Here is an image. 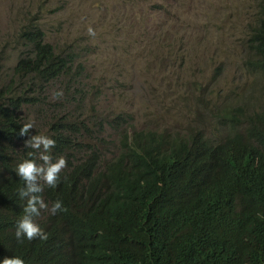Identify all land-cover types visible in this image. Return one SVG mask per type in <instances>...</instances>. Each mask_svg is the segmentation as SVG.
Segmentation results:
<instances>
[{
    "label": "trees",
    "instance_id": "1",
    "mask_svg": "<svg viewBox=\"0 0 264 264\" xmlns=\"http://www.w3.org/2000/svg\"><path fill=\"white\" fill-rule=\"evenodd\" d=\"M198 1L203 2L195 7L193 19L200 18L198 7L208 2L207 28L212 33L225 31L213 4ZM249 3L254 11L244 33L246 62L264 78V0ZM163 6L158 1L150 8ZM62 7L33 12L14 34L3 38L1 51H7V57L0 59V261L18 256L24 264H264V103L249 109L245 103L231 105L232 100L225 99L219 125L208 129L191 118L207 114L200 108L193 113L192 83L191 96L177 95L188 113L182 116V130L161 126L160 113L135 126L128 113L133 104L121 100L111 115L92 104L85 116L86 101L98 98L87 95V90L99 91L86 86L93 71L87 60L100 45L90 46L91 36L86 39L81 33L60 47L47 41L39 19L50 32L44 17ZM164 19L167 22L165 15ZM165 22H145L149 37L141 42L127 40L134 47V64L147 65L142 53L149 48L156 50V71L174 66L178 59L198 56L201 29L187 31L191 41L186 55L179 49L182 34L171 33ZM143 70L152 72L149 67ZM160 81L169 85L164 77ZM57 91L63 92L66 104L75 103V111L29 120L30 112L46 115L58 109ZM166 98L164 92L157 98L162 107ZM22 108L30 110L25 114ZM29 122L33 128L20 136L19 129ZM143 134L171 141L165 148L142 146ZM34 135L55 140L48 153L53 162L66 159L57 186L44 185L39 194L48 209L59 200L64 210L53 215L41 209L33 220L48 238L21 242L15 232L24 215L26 200L19 191L25 184L15 169L28 159L43 163L39 159L43 149L25 145ZM107 153L120 156L111 162L114 170L104 178L91 174L90 164ZM117 184L124 187L117 189Z\"/></svg>",
    "mask_w": 264,
    "mask_h": 264
},
{
    "label": "rangeland",
    "instance_id": "2",
    "mask_svg": "<svg viewBox=\"0 0 264 264\" xmlns=\"http://www.w3.org/2000/svg\"><path fill=\"white\" fill-rule=\"evenodd\" d=\"M158 1L164 3L162 9L150 8L152 3ZM186 2L187 0H0V59L5 60L7 57V51H1L3 38L14 34L17 26L26 22L27 16L63 5L59 11L47 13L44 17L50 32H47L48 28L46 23L43 25L41 17L39 19L46 31V40L60 47L63 43L70 42L79 32L89 37L88 28L91 27L96 34L91 36L89 45H100L87 60V67L93 68V71L86 86L98 87L99 91L87 90V95L96 94L98 98L86 101L85 116L91 113L89 107L92 104L99 112L111 114L117 101H127L129 94H132L133 109L128 113L134 117L135 126H141L160 113L163 120L161 126L166 124L182 130L185 125L182 116L188 113L182 109L183 100H179L177 95L181 98L191 96L190 85L193 83V113L200 108V112L207 114L206 118H191L196 124L207 125L211 129L214 124L219 125L220 108L225 99H231V104L245 103L249 109H257L264 103V78L249 67L246 62L247 51L244 49V33L248 22L252 23L254 5L251 6L250 0H209L213 4L212 10L223 18L225 31L215 34H211V31L200 32L198 56L185 61L178 59L174 66L164 71H156L153 67L156 50H145L142 55L148 66L144 63L142 65L144 68L149 67L152 72H144L141 65L132 62L134 47L127 40L137 42V39H142L145 33H151L143 24L165 22V15L168 30L173 34H182L179 47L181 53L190 54L191 38L187 31L199 29L200 19L207 22L208 16L204 14H208L206 4L209 3L200 5V18L193 19L195 7L203 1L191 5H186ZM160 77H164L169 85L161 82ZM116 79L118 82H115ZM118 92L124 94L118 95ZM162 92L167 94L163 107L157 99ZM199 100L202 102L199 103ZM56 102L60 104L57 105L58 109L46 115L30 112L29 120H46L49 115H58L61 111L71 113L76 109L75 103L66 104L62 97ZM154 106L161 112L155 111ZM167 108L172 111L166 113ZM28 110L30 108H22L25 114Z\"/></svg>",
    "mask_w": 264,
    "mask_h": 264
},
{
    "label": "clouds",
    "instance_id": "3",
    "mask_svg": "<svg viewBox=\"0 0 264 264\" xmlns=\"http://www.w3.org/2000/svg\"><path fill=\"white\" fill-rule=\"evenodd\" d=\"M197 2L199 1L187 0L186 5H191ZM204 16H208V20L207 22H204L202 19H200V24L198 25L199 29H201V32L212 30L210 32L212 33L213 29L211 27L207 28L209 21H211V17L209 13L204 14ZM88 34L94 37L96 33L91 27H89ZM77 35H75L74 37H76ZM82 35L86 39L89 38L86 37L84 34ZM148 37L149 36H144L142 39H137V42L144 41ZM62 96H63L62 91H57L54 93V99H59ZM132 100H133L132 94H129V99L125 101L128 103L127 106H129V104L131 103L133 104ZM129 108L133 109L132 107ZM110 118L115 120L116 124L119 123V120H117L114 116H110ZM32 128H33V124L31 122L25 123L19 129L18 134L20 136H25L29 133L30 129ZM136 139L137 137L132 139L129 146L132 147ZM169 141L171 140L165 139L160 136L143 134V137L141 139V145L150 146V145L159 144L160 148H165L166 146H168L166 142ZM25 145L27 147L36 150H40L42 148L43 151L41 152L39 159L43 161V163L38 165L33 160L28 159L19 163L15 169L17 175L20 177L21 180L24 181L25 184V186L20 189L19 196L21 197V199L26 200V205L23 207L24 215L22 219H20L17 223L15 236L17 240L21 242L23 241V238H27L29 241L37 238L46 240L48 238L47 234L33 220L34 216L40 215L41 209H48V205L45 203V201L41 198L39 194L43 191L44 185H47L52 188H55L57 186L60 180V173L67 166V162L66 159L63 157H60L55 162H53L51 155H49L48 153H50V150L55 147V140L47 136H43V135L31 136L30 139L25 141ZM188 145L190 146V144ZM112 150L114 152V149ZM119 157L120 156H115L110 153L102 155L94 164H90L91 174H96V175L101 174L99 178L106 177L110 171L114 170L112 169L113 164H111V162L113 160L115 161ZM41 181L43 182V184L41 183ZM123 187L124 186L122 184H117V189ZM48 210L53 215L56 214L58 211L64 210L62 202L57 200L52 204V207ZM0 264H24V261L22 258L18 256H12V257H5L2 261H0Z\"/></svg>",
    "mask_w": 264,
    "mask_h": 264
},
{
    "label": "bare ground",
    "instance_id": "4",
    "mask_svg": "<svg viewBox=\"0 0 264 264\" xmlns=\"http://www.w3.org/2000/svg\"><path fill=\"white\" fill-rule=\"evenodd\" d=\"M235 104V103H234ZM231 105H233V104H231ZM227 106V105H226ZM219 107V106H218ZM223 107H225V106H223ZM240 109V108H239ZM121 133V132H120ZM123 133H125V132H123ZM123 136V135H122ZM118 137V136H117ZM131 138V137H130ZM121 141V140H120ZM131 142V141H130ZM109 209V208H108ZM110 210H111V208H110ZM109 211V210H108ZM111 214H112V212H110ZM105 214V213H104ZM108 216V215H107ZM110 216V215H109ZM104 218V217H103ZM105 220V219H104ZM107 220V219H106ZM108 220H109V218H108ZM112 221V220H111ZM110 222V221H109ZM128 222V221H127ZM122 223V222H121ZM126 223V222H125ZM113 226V225H112ZM122 227V226H121ZM125 227V226H124ZM111 228V227H110ZM113 228V227H112ZM120 228V227H119ZM124 229H126V228H124ZM118 231H120L119 229H118ZM119 233V232H118ZM124 234V232H122V234L121 235H123ZM128 234V233H127ZM119 235V234H118ZM117 235V236H118ZM111 246V245H110ZM112 247V246H111ZM113 248H114V246H113ZM113 253H115V252H113ZM141 254V253H140ZM142 256V255H141ZM136 262V261H135Z\"/></svg>",
    "mask_w": 264,
    "mask_h": 264
}]
</instances>
